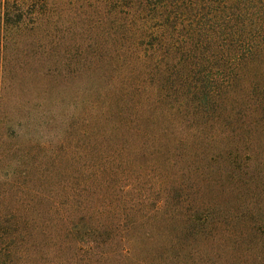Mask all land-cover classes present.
Wrapping results in <instances>:
<instances>
[{"label": "trees", "instance_id": "1", "mask_svg": "<svg viewBox=\"0 0 264 264\" xmlns=\"http://www.w3.org/2000/svg\"><path fill=\"white\" fill-rule=\"evenodd\" d=\"M59 1L0 0V100L31 96L56 134L0 135V252L55 216L97 134L101 262L264 264V0H97V66L53 72Z\"/></svg>", "mask_w": 264, "mask_h": 264}, {"label": "rangeland", "instance_id": "2", "mask_svg": "<svg viewBox=\"0 0 264 264\" xmlns=\"http://www.w3.org/2000/svg\"><path fill=\"white\" fill-rule=\"evenodd\" d=\"M95 4L97 0L59 1L60 6L54 12L56 15L53 14L48 23L51 45L53 44L52 48L50 45V51L53 50L50 53L57 60L51 71L66 70L71 60H79L80 64L71 65L70 72L79 71L81 63L85 70L97 66V13L93 11ZM70 8L78 9V13L73 11V18L68 17L67 11ZM84 83L92 85V82ZM34 100L31 96L22 99L10 96L0 100V135L4 148L13 144L8 135L17 136L21 130H27L34 139L45 144L56 135L49 130L51 124L42 120V116L50 108L43 109ZM40 116L39 129L35 131V120H39ZM56 120L59 122L60 119L56 117ZM71 150V162L65 165V172L51 185V195L55 198L53 203L58 207L53 212L55 216L43 221L39 230L28 232L23 244L12 248L10 254L5 255V251H1L0 264H104L101 258L108 256L111 249H97V229H90L91 224L97 228V134L86 138V149L81 148L79 143H74ZM86 214L89 218L84 221L90 225L84 226L85 228L72 227L69 231L63 229L68 216ZM85 238L92 241L87 243Z\"/></svg>", "mask_w": 264, "mask_h": 264}]
</instances>
